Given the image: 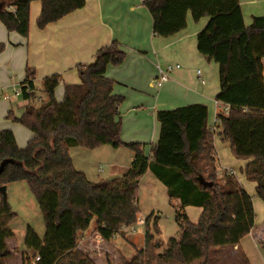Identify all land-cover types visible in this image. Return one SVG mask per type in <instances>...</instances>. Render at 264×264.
<instances>
[{"label":"trees","instance_id":"trees-1","mask_svg":"<svg viewBox=\"0 0 264 264\" xmlns=\"http://www.w3.org/2000/svg\"><path fill=\"white\" fill-rule=\"evenodd\" d=\"M33 1L41 2L40 28L85 4V0H0V22L9 31L28 36ZM143 5L152 16L154 34L162 37L184 30L189 14L195 21L209 17L198 33L197 47L219 65L216 98L229 105L227 113L218 114L217 133L230 143L236 158L248 160L243 173L256 183L264 201V16H254L246 25L240 0H143ZM4 48L0 43V52ZM125 58L117 40L99 48L93 61L78 65L80 82L66 83L62 100L55 94L59 73L43 78L46 97L42 98L34 68L26 69L21 96L28 103L22 115L12 119L34 136L20 147L12 130L0 129V187L27 182L45 222L43 237L28 228L25 244L34 254L22 253L24 264H97L78 246L81 232L96 218V230L108 241L134 225L140 181L148 170L178 201L180 234L165 243L158 218L150 223L151 214L145 221L143 248L125 264H210L215 248L235 246L255 225L252 195L232 170L221 167L205 103L158 110L159 138L148 154L143 143L122 139L124 96L114 92L115 82L106 71ZM106 144L129 148L134 153L130 166L121 176L90 180L75 167L70 148L92 150ZM187 206L202 208L197 222L184 212ZM16 215L1 194L0 264H7L11 255L7 239L13 236L10 224Z\"/></svg>","mask_w":264,"mask_h":264},{"label":"crops","instance_id":"crops-1","mask_svg":"<svg viewBox=\"0 0 264 264\" xmlns=\"http://www.w3.org/2000/svg\"><path fill=\"white\" fill-rule=\"evenodd\" d=\"M240 5L246 25L254 16H264V0H240ZM30 11L28 36L9 31L0 22V43L5 44L0 52V129L12 130L20 147H25L34 136L31 130L12 119L21 116L28 103L15 94L21 89L28 67L34 68L36 80L40 81L47 75L59 73L61 82L55 94L62 100L65 84L80 82L78 65L93 61L99 48L117 40L126 58L120 65H109L106 74L115 82L114 92L124 96L120 104L122 139L143 143L146 150L147 145L151 147L159 138L158 110L205 103L208 125L215 130L214 142L221 167L232 170L252 195L256 214L250 233L235 246L215 248L210 264H264V201L257 194L256 183L243 173L248 160L236 158L230 143L217 133L218 114L227 106L216 98L220 90L219 65L214 60L207 61L197 47L198 33L207 25L209 17L195 21L189 14L184 30L162 37L154 34L153 19L143 0H85L84 6L43 28L37 25L41 2L33 1ZM169 64L180 67L158 86V66L165 68ZM77 152L79 155L86 151ZM133 154L131 152V161ZM73 162L76 166L74 158ZM80 167L88 178L94 179L89 166L81 164ZM28 203L32 211L40 208L38 201L34 203L29 199ZM29 227L31 224L25 226L24 240ZM88 229L81 232L79 242L96 236V218L93 229ZM10 230L13 236L7 239V245L11 255L6 263L24 264L22 253L33 255L34 251L22 245L13 227Z\"/></svg>","mask_w":264,"mask_h":264},{"label":"rangeland","instance_id":"rangeland-1","mask_svg":"<svg viewBox=\"0 0 264 264\" xmlns=\"http://www.w3.org/2000/svg\"><path fill=\"white\" fill-rule=\"evenodd\" d=\"M36 82L38 94L42 98H45L46 94L43 91L42 81L36 80ZM149 146H146L147 149L145 151L147 154L149 153ZM82 150L86 152L78 155L77 151ZM131 152L127 147L121 146L115 148L107 144L94 150H89L81 146H73L70 148L71 156L76 162L75 167L81 170V164L83 166H89L92 172H94L93 181L123 175L130 165ZM112 165L116 166L113 167ZM112 172H115V175ZM29 199H31V202L37 203V199L31 192L27 182L19 181L9 184L7 188V200L17 213L10 227L14 228L16 231L15 234L21 240L22 245L25 244L24 236L25 226L27 224H31L42 237L45 234V222L42 210L41 208H37V211H32V207L28 203ZM177 203V200L169 197L167 187L163 182L148 170L142 176L138 189V221L133 226L124 227L122 233H117L111 240L101 242L99 245L100 254L99 252H91L90 250L89 243L93 242L96 244L94 238L87 239L83 242L80 241L78 246L89 253L97 264H125L127 260L133 257L136 250L143 248L146 230L145 221L151 214L153 216L150 223L152 225L155 217L158 218L159 236L165 243L170 238L177 237L180 234V227L176 221ZM183 210L192 222H197L202 208L198 206H187ZM141 220L144 222H141ZM94 225L95 218L92 220L88 230L93 229ZM66 233L67 230L64 229L62 236L64 237Z\"/></svg>","mask_w":264,"mask_h":264},{"label":"built area","instance_id":"built-area-1","mask_svg":"<svg viewBox=\"0 0 264 264\" xmlns=\"http://www.w3.org/2000/svg\"><path fill=\"white\" fill-rule=\"evenodd\" d=\"M180 65L179 64H169L167 65L165 68H162L160 66H158V71H159V75H158V79H157V85L158 86H161L165 81H167L169 78H170V74L172 73V71L175 69V68H179ZM201 71L198 70V74H200ZM15 94L17 96L21 95V89H17V91L15 92ZM229 111V105L226 106L224 112H228ZM141 222H144L143 220H141ZM133 226V225H132ZM105 239L99 234L97 233L96 236L94 237V241L96 242V244H94L93 242H90V250L91 252H99L100 254V243L103 242ZM40 257L37 256L36 257V260H39Z\"/></svg>","mask_w":264,"mask_h":264},{"label":"water","instance_id":"water-1","mask_svg":"<svg viewBox=\"0 0 264 264\" xmlns=\"http://www.w3.org/2000/svg\"><path fill=\"white\" fill-rule=\"evenodd\" d=\"M206 60L210 61V58L206 57ZM0 192L4 198H7V186L6 185L0 187Z\"/></svg>","mask_w":264,"mask_h":264}]
</instances>
